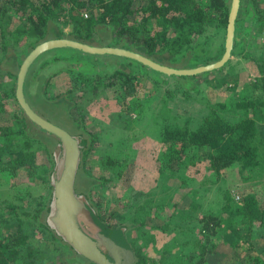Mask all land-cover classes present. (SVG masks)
<instances>
[{
	"label": "trees",
	"instance_id": "trees-1",
	"mask_svg": "<svg viewBox=\"0 0 264 264\" xmlns=\"http://www.w3.org/2000/svg\"><path fill=\"white\" fill-rule=\"evenodd\" d=\"M260 1L247 0V4H243L245 0H242L243 10H240L241 15L237 19L232 53V56L239 55L258 63L261 60L252 56L250 39L253 37L251 28L256 23H259L257 35L264 29V15L258 7ZM230 5L231 0H0V171L7 173V181L18 178L23 171L31 177L39 169L36 152L42 149L50 164L47 198L37 200L33 212L25 210L15 200L3 202L7 206L3 216L9 218L6 215L10 214L14 222L12 228L0 230V258L10 260L12 264L32 258L33 264H84L74 259L79 254L47 221L52 195L50 176L54 168V149L59 140L29 119L16 98L17 74L31 50L43 41L68 37L93 45L129 48L173 67H194L222 56ZM254 9L255 16H252ZM15 13L19 17L17 22L13 19ZM66 26L71 27L69 32L65 31ZM260 67L262 70L253 83L254 97L230 103L207 100V114L195 128L189 127L187 121L166 120L163 123L161 138L168 156L165 157V151L160 156L162 172L168 168L173 173V163H183L190 151L201 152L216 173L239 166L240 173L247 180L254 175L256 166L264 167V160L261 159L264 144L259 137V122L264 121V67ZM61 72L72 74V86L67 93L72 94V98L82 88L89 89L92 96L98 97L117 86L131 90L139 75L152 76L157 82L164 81L161 77L167 75L130 58L89 54L66 47L45 52L34 61L24 90L28 101L34 98L35 90L39 100L37 105L42 110L44 103L65 111L74 123L76 132L73 135H82L86 139L76 190L88 197L105 223L126 228L136 255L135 264H172L166 259L169 250L164 249L160 255L153 257L140 254L129 239L130 230L144 222L142 215L134 217L131 223L117 212L103 217L101 205L93 201L91 187L95 180L89 176L86 161L95 146L94 136L85 130L84 116L80 115L81 119H77L72 115V98L69 99L66 94L49 96L47 92L50 79ZM212 72L173 77L180 86L186 87L191 85L190 79ZM166 93L170 98L175 96L171 88H166ZM229 113H233L234 117L228 116ZM110 163L116 164L117 161ZM36 176L38 179L39 176ZM20 187L17 182L10 186L16 200L26 201L25 197L33 195L31 189L21 193L28 186ZM239 198L238 203L228 195L224 205L227 216L222 215V211L219 215L205 213L199 222L209 236L230 235L232 249L238 251L240 247H247L249 250L246 255L237 252L234 258L229 256L223 264H264V197L241 191ZM112 220L119 223L112 225ZM159 228L168 231L170 222ZM214 248L215 245L211 247ZM194 251L189 248L183 258L193 260ZM197 251L199 257L194 264H205L209 251L207 244L200 241Z\"/></svg>",
	"mask_w": 264,
	"mask_h": 264
},
{
	"label": "rangeland",
	"instance_id": "rangeland-1",
	"mask_svg": "<svg viewBox=\"0 0 264 264\" xmlns=\"http://www.w3.org/2000/svg\"><path fill=\"white\" fill-rule=\"evenodd\" d=\"M243 4H247V0ZM258 7L264 15V0L260 1ZM255 12L254 9L252 16H255ZM13 19L16 22L19 20L16 13ZM246 25L247 22L244 23ZM258 25L256 23L251 28L253 37L250 45L252 56L261 60L259 63L233 55L223 70L192 78L190 86H180L179 81L169 75H162V82L155 81L152 76L139 75L131 90L117 86L94 97L89 89L82 88L72 98V94H67L72 86V74L61 72L50 79L47 85L49 96L66 94L69 99L72 98V115L77 119L84 116L85 130L94 136L95 146L86 164L90 178L95 180L91 187L92 199L101 205L103 217L117 212L131 223L134 217L143 216L144 222L136 224L129 232V239L140 254L153 257L167 249L166 259L172 264H194L198 261L200 241L206 243L209 250L205 264H223L229 256L234 258L237 252L245 255L249 252L247 247H240L238 251L232 249L230 235L221 233L216 237L209 236L208 232L203 231L199 220L203 219L205 213L219 215L222 211L221 214L227 216L224 205L228 195L238 203L241 191L264 197V167L256 166L254 175L247 180L240 173L239 166L216 173L201 152L190 151L183 163H173V173L168 168L162 172L160 168H163V163L159 161L164 151L165 157L168 156L161 138L166 120L180 123L187 121L189 127L195 128L207 114L208 101L230 103L254 97L253 83L262 70L260 65L264 67V29L257 35ZM64 29L69 32L71 27L66 26ZM166 88L175 92L173 98L167 96ZM33 95L34 98L29 101L43 117L72 134L76 132L74 123L65 111L44 103L42 110L37 105L39 100L34 89ZM228 116L234 117V114L229 113ZM259 128V137L264 144V121L259 122ZM36 153L37 166L42 167L37 168L31 177L27 171H23L18 178L7 181V173L0 171V230L12 228L14 222L10 214L6 215L9 218L3 216L7 207L4 201L15 200L25 210L33 212L37 200L47 198L49 189L45 186L46 172L50 164L44 149ZM261 159L264 160V155ZM111 161L117 163L111 164ZM13 182L21 187L28 186L21 191L22 194L31 189L33 195L25 197L26 201L16 200L14 191L8 189ZM4 185L7 187L4 188ZM168 222V231L159 228ZM117 223L116 220L111 221L112 225ZM257 240L261 241L260 238ZM213 245L215 248L211 249ZM189 248L190 251L195 250L192 253L193 260L183 258ZM74 259L90 264L81 255H75ZM33 262L32 258L22 260L19 264ZM0 264L12 263L2 257Z\"/></svg>",
	"mask_w": 264,
	"mask_h": 264
},
{
	"label": "water",
	"instance_id": "water-1",
	"mask_svg": "<svg viewBox=\"0 0 264 264\" xmlns=\"http://www.w3.org/2000/svg\"><path fill=\"white\" fill-rule=\"evenodd\" d=\"M242 0H231L222 56L210 63L194 67H173L163 64L139 51L120 46L93 45L68 37L53 38L36 45L23 60L17 74L16 98L29 119L43 130L54 134L58 144L54 149V168L50 176L52 187L48 224L79 255L96 264H135L134 248L125 227L105 223L85 194L76 190L82 153L86 139L71 134L61 126L40 115L25 95V81L34 61L45 52L57 48H73L89 54L117 55L130 58L169 76H194L224 67L232 57L235 46L236 23Z\"/></svg>",
	"mask_w": 264,
	"mask_h": 264
},
{
	"label": "crops",
	"instance_id": "crops-1",
	"mask_svg": "<svg viewBox=\"0 0 264 264\" xmlns=\"http://www.w3.org/2000/svg\"><path fill=\"white\" fill-rule=\"evenodd\" d=\"M40 168L42 167V165H40L39 166ZM46 176H47V172H46ZM47 179H48V177H46V184H45V186L47 187ZM7 186L6 185H4V188H6ZM10 187H8V189H9Z\"/></svg>",
	"mask_w": 264,
	"mask_h": 264
}]
</instances>
